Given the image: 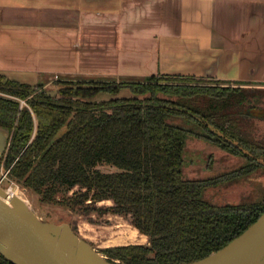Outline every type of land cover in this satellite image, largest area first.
Segmentation results:
<instances>
[{"label":"trees","instance_id":"obj_1","mask_svg":"<svg viewBox=\"0 0 264 264\" xmlns=\"http://www.w3.org/2000/svg\"><path fill=\"white\" fill-rule=\"evenodd\" d=\"M54 83L61 86L50 95L40 83L0 73V125L10 131L0 170L73 212L129 217L148 242L106 247L109 261L190 262L228 243L264 210V198L239 205L202 197L209 185L264 165V134L255 132L264 120V84L160 73L57 76ZM121 89L131 94L117 96ZM188 135L249 162L208 178L184 177ZM104 199L112 204L97 205ZM0 264L13 263L0 254Z\"/></svg>","mask_w":264,"mask_h":264},{"label":"crops","instance_id":"obj_2","mask_svg":"<svg viewBox=\"0 0 264 264\" xmlns=\"http://www.w3.org/2000/svg\"><path fill=\"white\" fill-rule=\"evenodd\" d=\"M0 73L264 84V0H0Z\"/></svg>","mask_w":264,"mask_h":264},{"label":"rangeland","instance_id":"obj_3","mask_svg":"<svg viewBox=\"0 0 264 264\" xmlns=\"http://www.w3.org/2000/svg\"><path fill=\"white\" fill-rule=\"evenodd\" d=\"M54 79L56 77L40 80V84L45 90H56L50 95H56L61 86L54 83ZM130 94V90L121 89L117 96ZM104 96L108 95L100 94L98 98ZM174 122L186 126L185 121L176 119ZM256 122H258V118H256ZM187 126L190 124L188 123ZM255 129L258 134L260 132L264 134V120L261 123H256ZM230 154L225 149H221L201 137L188 135L183 152L182 174L187 178H208L236 169L249 162L240 155L234 154V157H230ZM0 186L7 190H17L20 197L29 205L37 221L53 226L57 230H59L58 225L63 222L68 223L71 229L75 226L76 231L72 229L75 235L73 242L75 252L78 250L80 239L85 240L91 249L104 256L103 249L106 247L136 243L138 237L146 236L130 223L129 217L110 210L103 213L92 211L79 214L73 212L67 205L42 200L31 189L16 183L5 169L0 170ZM76 189L75 186L69 192L72 193ZM202 197L215 204L249 205L261 202L264 198V165H259L256 169L238 178L227 179L217 185H209L204 189ZM111 204L110 199L97 202V205L107 207ZM144 242L147 243L148 239L146 238Z\"/></svg>","mask_w":264,"mask_h":264},{"label":"water","instance_id":"obj_4","mask_svg":"<svg viewBox=\"0 0 264 264\" xmlns=\"http://www.w3.org/2000/svg\"><path fill=\"white\" fill-rule=\"evenodd\" d=\"M51 92L56 90H48ZM9 138V129L0 125V155ZM58 226L59 230L37 221L27 203L0 186V254L13 264H118L91 249L83 239L79 240L81 252H75L67 237L68 232L74 235L70 225L63 222ZM179 264H264V210L219 249Z\"/></svg>","mask_w":264,"mask_h":264},{"label":"bare ground","instance_id":"obj_5","mask_svg":"<svg viewBox=\"0 0 264 264\" xmlns=\"http://www.w3.org/2000/svg\"><path fill=\"white\" fill-rule=\"evenodd\" d=\"M9 190V194L12 196V195H17L18 197H20V195L18 194V191L17 190H12V189H8ZM21 198V197H20ZM22 199V198H21ZM8 200V199H6ZM24 201V199H22ZM25 202V201H24ZM26 203V202H25ZM34 216V215H33ZM35 218V216H34ZM36 219V218H35ZM67 237H68V242H69V245L71 246V248L73 249V242H74V235H72V233L68 232L67 233ZM77 252H81V248L78 246V250Z\"/></svg>","mask_w":264,"mask_h":264},{"label":"built area","instance_id":"obj_6","mask_svg":"<svg viewBox=\"0 0 264 264\" xmlns=\"http://www.w3.org/2000/svg\"><path fill=\"white\" fill-rule=\"evenodd\" d=\"M6 172H8V171H6Z\"/></svg>","mask_w":264,"mask_h":264}]
</instances>
